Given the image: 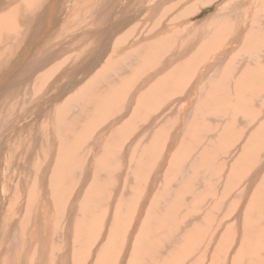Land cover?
<instances>
[{
    "label": "bare ground",
    "instance_id": "obj_1",
    "mask_svg": "<svg viewBox=\"0 0 264 264\" xmlns=\"http://www.w3.org/2000/svg\"><path fill=\"white\" fill-rule=\"evenodd\" d=\"M16 1L0 0V21L5 20L0 23L1 175L8 170L0 182V232L8 243L1 245V261L48 264L55 259L52 264H93V256L101 251L96 264H198L199 238L206 240L211 222L222 219L227 197L235 196L229 209L239 199V215L234 214L232 220H247L245 215L250 223L258 222L264 215V19L257 26L245 23L236 30L230 20L236 19L235 14L225 12L223 30L208 34L182 26L180 21H174L175 31L170 21L163 35L151 34L153 28L133 39L128 34L136 32L134 28L122 30L115 39V56L105 67L102 61L114 41L111 32L123 25V20L111 23L110 13L116 4L128 8L131 0H75L59 6L60 0ZM134 1L138 17L151 3ZM161 1L166 0H153L154 10L162 9L163 3L157 5ZM245 2L234 1L232 11ZM53 19L57 26L49 25L46 40L39 35ZM109 23L107 31L98 35L105 46L96 52L94 39L84 36ZM75 28L84 29L77 40L71 36ZM189 29L198 31L190 33ZM62 34H68L69 48H64V40L53 45ZM219 36L232 38L233 47L222 48ZM28 42L31 45L24 51L32 53L22 49L23 55L14 60L16 49ZM55 46L65 53L64 58L56 50L46 53ZM176 47L184 51L179 53ZM53 59L56 62L49 64ZM197 61L201 69L190 72ZM66 62L70 65L62 69L67 77L63 82L76 89L66 99L71 116L61 110L56 119H48L53 112L47 103L64 85L51 82ZM38 68L44 70L48 95L34 90ZM8 101H13L10 108ZM78 104L83 105L80 114ZM47 119L56 137L45 142L35 132ZM165 121L168 125L158 130ZM16 137L27 145L19 152L10 146ZM45 144L51 148L46 147L48 154L29 181V206L23 215L27 227L21 243L15 242L11 232L18 225L3 220L8 213L2 214L6 189L33 156L38 158L37 150ZM242 153L244 160L239 162ZM256 182L257 190L251 195ZM211 197L219 199L213 207ZM97 212L102 222L95 228ZM104 225L109 227L107 232ZM95 232L102 233L100 243L105 242L97 250ZM122 236L123 243H119ZM260 239L258 256H264ZM173 241L180 248L193 244L194 256L183 254L181 260L169 256L170 246L158 249L159 253L155 250L158 244ZM32 246L35 254L30 253ZM22 247L29 250L21 252ZM246 264H250L248 259Z\"/></svg>",
    "mask_w": 264,
    "mask_h": 264
},
{
    "label": "rangeland",
    "instance_id": "obj_2",
    "mask_svg": "<svg viewBox=\"0 0 264 264\" xmlns=\"http://www.w3.org/2000/svg\"><path fill=\"white\" fill-rule=\"evenodd\" d=\"M13 1H15V0H13ZM19 1H21V0H19ZM19 1H16V2H19ZM67 1L74 2L75 0H60V2L58 3V6L61 4L67 3ZM234 1H237V0H166V1H161V2L157 3V5L159 3H163L162 4L163 6L161 5L162 9L161 8L159 9L156 7V9L154 10V3H153V0H151V3L149 4V6L146 7V11L144 13H141L142 15H139L140 17L136 16L139 13H137V11H135V9H133L135 6L138 5L134 0H131V4H130L131 6H129L128 8L127 7L125 8V5L123 3L116 4L113 11L110 13V17H111L110 20L113 19V21H111V23H114V22L116 23L118 20L119 21L123 20V25H122L123 28L121 27V29L112 30L111 33H112V37H113L114 41L111 44V49H109L110 51L104 57V59L102 61V65L103 66L105 65V67H107L111 63L112 58L115 56L113 54L114 53L113 48L117 46V40H115V39L117 38V36L122 34V30L126 31V30H129L131 28H134V31H136V32L128 34L129 37L130 38L132 37L133 39L138 38L141 34L143 36L148 34L149 31H151V29H153V28H154L155 32H151V34L160 32V34L163 35L164 33L168 32V30H166L164 28H166V25H169L170 21L172 22L170 24L171 31H175L174 21H180L182 26H188L191 28L193 27L194 29H198V30L204 29L203 31H205L206 34H208L209 32H215L216 30H219V32H221L223 30V28H224L223 21H224V18L227 17L224 15V14H226L225 12H228L227 15H229V16L232 13L235 14L234 19L235 18L236 19L235 20L230 19V20L235 22V25H236L235 29L236 30L239 29V27L245 23H249L252 26H257L260 23L261 19H264V0H246V2L244 3L245 4L244 6H241V4L236 5V7L233 8L234 11H232ZM8 3L10 4V0ZM9 4H7V6ZM242 4H243V2H242ZM1 6H2V3L0 4V7ZM150 6L152 8L151 10L149 8ZM63 7H64V5H63ZM140 7L141 6L137 7V9H139ZM124 8L126 10H124ZM128 9L129 10L131 9V10L129 11ZM0 10H2V9H0ZM3 10H4V12L6 11V9H3ZM119 10H120V12H118ZM4 12L2 11L1 14L2 13L4 14ZM120 14H121V16H120ZM132 14H133V16L135 15L134 18L131 17ZM112 15L113 16L115 15V16L113 17ZM128 15H129L130 19H128ZM135 17L136 18L138 17L137 20L135 19ZM4 18H6V17H4ZM131 19H134V20L131 21ZM4 21L5 20L2 19V21H0V23L4 22ZM54 21L55 20L53 19V22H47L46 23L47 29L45 28V29L41 30L42 34H40L39 36L42 35V37L44 36V38L46 40H48L50 38L49 25H51V23L53 24L56 22V21L55 22ZM21 22H22V20H21ZM66 24H67V20H64L62 25L66 26ZM127 25L129 28L127 27ZM56 26H57V24L55 23L52 26V28H54V27L56 28ZM109 26H110V23L105 28L98 30L99 32L93 31L92 33H89L88 36H84L86 38L94 39V42H96L94 45L95 51L100 50V49L103 50L102 45L105 46L104 45V39L99 38L98 35L102 32L107 31ZM124 26H126V27H124ZM90 28H92V27H90ZM37 30L35 29V31H31L30 40L33 38L32 35H34V33L37 32ZM198 30L189 29V32L192 31L190 33H197ZM77 32L78 33L80 32V33L77 34ZM97 32H98V34H97ZM116 32H117V35H116ZM45 33L47 34V36L45 35ZM82 33H84L83 28H81V29L75 28L73 30L71 36L75 37L77 40L81 36L80 34H82ZM73 34H76V35H73ZM65 35H68V34H62L60 36V38L55 39L53 42V45H56V44L59 45V43L64 40V42H63L64 48H69L71 43L67 41ZM133 35H134V37H133ZM39 36H38V38H39ZM140 39L142 40L143 38H140ZM218 40L220 42V46L224 49H230L233 47V44H234L233 40H232V38H230L228 36L220 37ZM97 43H99V44H97ZM22 44H24V45H22ZM22 44H21L22 47L16 49L17 51H15L16 53H15V56L13 57L14 60H16L17 58H20L21 57L20 55H23V52L25 54L30 52L29 50L24 51L25 47L31 45L30 42L22 43ZM182 45H183V43H182ZM261 45L263 46L264 43H262ZM59 48L61 49V47H59ZM98 48H100V49H98ZM182 48L185 49V46ZM182 48L180 47L178 50L176 47L175 49L180 53V52L184 51ZM22 49H23V52H22ZM52 50H56L57 51L56 54H58V55L59 54H61V55L65 54V53H59L56 46H55V49H49L48 48L46 53L51 54ZM30 53H32V52H30ZM123 53H130V52H123ZM106 57L108 58V61H107V59L105 60ZM62 58H64V55ZM62 58H60V60ZM0 59H1V57H0ZM141 60L143 61L142 56H141ZM54 61L56 62L55 59L51 60L49 62V64H51V62H54ZM107 62H108V65H107ZM197 62H198V64H196V66L192 67L189 70L190 72H193L194 70L201 69V62H199V61H197ZM176 64H177V62H176ZM69 65H70L69 62L68 63L66 62L62 66V68L59 70V73L55 75L57 77H55V76L53 77V80L51 83H56V82L64 83V82H66L67 77L66 76L63 77V73H62L63 70L62 69H66V67H68ZM198 65H199V67H198ZM43 71L44 70H41L40 68L37 69L38 81H37L36 86L34 87V90H35L36 94H38V95L47 94L46 89H45V85H44V73H43ZM24 72L26 75L29 74V71L26 67H24ZM0 78H1V75H0ZM60 80H62V81H60ZM63 80H64V82H63ZM110 86L114 87V84H112ZM61 87H63V88L61 89L60 92L58 91V95L53 100H51L50 102L47 103V106L50 107L51 111L53 112V115L51 116V118H48V119H56V115L61 110L65 111L67 114H69L68 109L66 107V102H67L66 99L73 96L74 93L76 92V89L73 88L72 86L69 87L67 83H64V85H61L59 88H61ZM32 99L34 102V96L32 97ZM263 101H264V98H263ZM12 103H13V101H8L6 104V107L10 108ZM77 108H78V114H80V111H82L83 105L78 104ZM23 111H25V109ZM46 111H47V109L45 108L43 113ZM167 111H170V109H168ZM256 117L253 118L254 121L256 120ZM48 119L43 121L44 122L43 126L36 127L37 132H35L36 135L40 136L45 142H47V140L49 138L55 139V137H56V136L53 137L54 132L52 130V127L47 126ZM75 120H77V119H75ZM39 123H42V122H39ZM166 125H168V124L165 121V124H161L158 127V130L163 129ZM261 127L262 126H259V128H261ZM258 131H260V130L258 129ZM19 143H21V144H19ZM6 145H7V143H6ZM13 145H15V146H13ZM10 146L13 147L14 152L15 151L19 152V151H22L23 147L25 148L27 145H25V142L23 141V139H18L16 137V140L13 143H11ZM46 147H49V146L47 144H45L44 146H42L40 149L37 150L38 151L37 152L38 158H36V156H33L32 159L30 160V162L27 164V169L24 172H21V174L19 176H13L11 186L6 189L7 195L4 198L6 205L3 207L2 214L5 212H8V213L5 217H3V220L5 222L11 224V225H14V226L18 225V227L13 229L11 232L12 237H13L15 242L21 243L22 233L25 230V228L27 227V223L24 222L23 215L27 214L28 206H29V200H30L29 193L31 191V183L29 181H31V175L40 166V163L43 161L45 156L48 154ZM49 148H51V147H49ZM0 150H1V148H0ZM35 154H36V152H35ZM13 156H14V154L11 157H13ZM243 160H244V157H243V153H242L240 155L239 162H242ZM239 162H238L237 169L241 172V170L243 169V166H242V163H239ZM33 166H35L34 170H33ZM78 167H79V165H76V166H74L73 169H77ZM7 172H8V170L6 169L4 172V175L2 176L1 175V168H0V182L7 175ZM257 186H258V182H256V184H254L252 186L251 195H253V193L257 190ZM225 190H228V189H225ZM225 190H222V191H225ZM156 196L157 195H155L154 197H156ZM230 196L227 197V200L224 201V204H226L227 207L226 208L221 207V211L224 212L222 215V219H219V221L215 220L214 222H211V225H210V232L211 233L208 232L205 234L206 236L204 235V237H207L206 240H202L199 238L198 244H199L200 250L198 251V253L202 251V255L197 257V260L199 261L198 264H202V263L203 264H236V260L238 259V257L240 259L239 264H246V259H248L250 261V264H264V256H258V240L260 238H262V239H260L259 248L264 249L263 244L261 243V242H263L262 240L264 239V234H263L264 233V230H263L264 229L263 228V226H264V215L262 214L258 218V222L253 223V224L250 223L249 217H247L245 215H243V217H246L247 220L245 218L244 219L242 218L240 221L235 222L234 220L231 219V217L234 214L239 215V206L237 207V204L239 203V199H237L234 203V206L231 209H229L230 206L233 204V203H231V201L235 198V196H233V195H230ZM212 197H211L212 201L210 203H211V206L213 207L219 199L218 198L215 199ZM248 209H249V206L245 207V209L243 210V213L247 212ZM262 211L264 213V208ZM18 212H20L21 215L18 214ZM99 214H100V212H97L96 217L93 219V221L95 223V228L98 227L100 225V223L102 222V219L99 217ZM244 221H246L247 224ZM142 223H143V221H140L139 225L141 226ZM250 224L254 225L253 229L250 227ZM129 225L130 224L128 222L125 225L126 226L125 230H127V227ZM107 226L108 225H106V226L104 225V229L106 232L109 230V227H107ZM5 229L8 230L9 228L6 227ZM247 229H249L251 231H248ZM1 232H0V248H1L2 244L8 245L6 239L1 235ZM94 238L96 240L97 239L99 240V242L96 244L95 250H97L99 247L100 241L102 242V233L95 232ZM118 240H119V243H123L124 236L118 238ZM182 240L183 239L181 237V241ZM174 242L175 241L170 242V243H165L163 246L161 244L157 243L158 247H155V250L159 253L161 248H165V247L170 246L172 248V249L170 248L171 249L170 253H169V250L167 251V255H169V256L174 255V256H177L179 259H180L179 256H181V257H183V256L189 257L190 256L191 258L194 256L193 252H195V250L193 248V244L189 245V246H181V248H180L177 245H174ZM104 243L105 242H103L102 244L100 243V247ZM134 243H136V241H133V245H134ZM106 244H109L108 240H106ZM137 245H138V243L135 244L134 247L137 248L138 247ZM203 245H205L204 248H203ZM70 246L72 247V243L70 244ZM175 246H177V247H175ZM19 247H20V245H19ZM158 249H159V251H158ZM20 250H21V252H27L29 249L26 247H22V248H20ZM173 250H174V252L171 253ZM30 253L35 254V249L33 246L30 248ZM100 255H102L101 251H100V253H96L95 256H93L94 257L93 264L97 263L94 261H96L98 259V256H100ZM131 258H132V256L129 255L128 259H131ZM203 260H205V261H203ZM54 261H55V259H52V260H50V262L48 264H52ZM126 262H127V260H126ZM171 263H173V262H171ZM0 264H5V261L0 260Z\"/></svg>",
    "mask_w": 264,
    "mask_h": 264
}]
</instances>
